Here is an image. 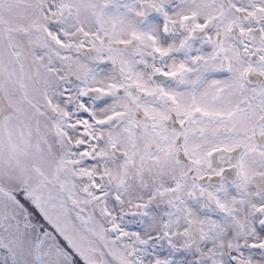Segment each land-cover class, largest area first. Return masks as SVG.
<instances>
[{
  "label": "snow or ice",
  "instance_id": "6c2138e0",
  "mask_svg": "<svg viewBox=\"0 0 264 264\" xmlns=\"http://www.w3.org/2000/svg\"><path fill=\"white\" fill-rule=\"evenodd\" d=\"M0 264H264V0H0Z\"/></svg>",
  "mask_w": 264,
  "mask_h": 264
}]
</instances>
